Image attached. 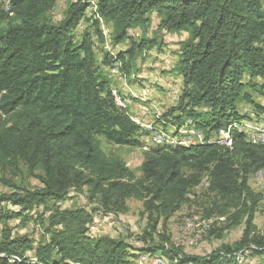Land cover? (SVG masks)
<instances>
[{"label": "trees", "instance_id": "trees-1", "mask_svg": "<svg viewBox=\"0 0 264 264\" xmlns=\"http://www.w3.org/2000/svg\"><path fill=\"white\" fill-rule=\"evenodd\" d=\"M56 3L8 0L7 6L0 0V171L16 176L23 165L30 173L38 171L40 183L24 196L1 193L0 204L11 201L20 209L0 206V223L19 220L23 211L38 210L49 200L62 201L71 188H85L88 200L105 212H124L127 199L134 198L150 216L168 219L205 181L218 199L213 210L221 217L229 213L232 224L244 218V230L232 247L190 257L166 240L135 248L126 239L93 237L88 228L94 209L56 208L44 225L45 241L35 249L31 238L0 229V264H131L142 255L168 264H247L246 246L250 256L262 254L264 240L254 235L252 224L262 195L248 181L264 170V143L249 141L234 127L247 118L241 106L255 105L246 89L256 85L245 77L262 79L264 88L262 0H77L58 25L47 19ZM152 14L159 17V30L187 34L177 59L180 95L177 105L162 114V126H181L189 119L205 141L149 146L137 178L98 145L101 137L118 146H145V132L129 115L130 106L117 105L116 98L125 99L102 69L118 64L124 77L133 74V59L152 49L154 39L135 41L128 31L145 28ZM103 21L110 43L129 41L130 46L112 55L105 50L98 61L94 49L104 43ZM203 107L208 112H201ZM222 129L227 142L218 144L215 137ZM38 223L43 224L42 217ZM31 250L33 260L27 255Z\"/></svg>", "mask_w": 264, "mask_h": 264}, {"label": "rangeland", "instance_id": "rangeland-1", "mask_svg": "<svg viewBox=\"0 0 264 264\" xmlns=\"http://www.w3.org/2000/svg\"><path fill=\"white\" fill-rule=\"evenodd\" d=\"M72 2H77V0H57L47 19L53 24H60L66 17L65 12ZM262 5L264 7V0H262ZM158 22L159 17L152 14L145 28L138 27L128 31V34L135 41L154 39L153 48L147 49V51L133 59V74L130 77L125 76V79H121L120 75L115 74L114 78H111L113 81L112 88L115 93L118 97L121 98L122 96L125 99L126 107L130 106L129 115L137 120L141 131L145 132L143 134L145 146L141 148L118 146L107 143L101 137L98 138V145L101 151L109 158L123 161L137 178L141 177L140 165L144 157L143 151L154 145L151 142V137L147 136L148 125H151L155 130L163 131L162 124L160 128L156 122V110L159 109L163 114L169 108L176 106V99L180 95L182 87V78L177 71V59L181 44L187 39V34L185 32L169 33L159 30L157 28ZM101 27L104 43L103 46L101 43L95 45L94 49L98 61L102 59L105 50L109 53L111 52L110 54L112 55V53L125 50L130 46L129 41L113 45L110 43L109 26L104 23ZM105 37L107 38L105 39ZM76 38L78 39L79 36ZM109 68L102 69L107 77L109 76ZM246 80H251V83L256 85L253 87L249 86L246 89L255 105L244 104L241 108L246 113L247 118L253 121L252 123L257 122L264 125V88H260L263 80L260 78H249L248 76L245 77ZM173 89L176 92L174 94ZM131 97H135L138 100L133 101ZM172 101L175 102L170 103ZM140 107L145 108L151 115V120L147 121V128L146 122L138 119L137 111ZM208 110L205 107L201 108V112H208ZM175 121H178L177 116L174 119ZM166 130L168 133L176 132L177 123L167 125ZM180 131H183V128H180L179 133H181ZM38 174V171L30 173L23 165L20 166V171L16 176H13L8 171H0V194L15 192L24 196L29 192L36 191L40 187L37 179ZM205 179L206 177L203 176L201 181ZM5 181L15 184L16 187H10ZM199 183L186 195L185 201L168 219H164L163 216L157 214H151L150 216L148 211L143 208L142 201L134 198L127 199V209L124 212H105L98 208L95 201L88 200L84 192L85 188H83V191L71 188L64 200L56 202L49 200L45 206L40 207L38 210L35 209L29 213L23 211L21 219L1 222L0 229H10L13 237L25 235L31 238L33 240V249H35L45 239L43 228L47 223V218L54 209L85 207L87 210L94 209L92 211L93 222L88 228L89 234L93 237L106 235L126 239L135 248L166 240L168 247H173L184 256L203 257L215 250L232 247L238 242L243 234L244 218L238 223L232 224L227 219L229 213L221 217L218 214V209L213 210L212 208L213 203L218 204L217 197L205 188L207 186V184L203 185L205 181L202 184L201 182ZM248 184L253 189L252 176L249 177ZM256 192L261 193L262 199L254 212L252 220L253 233L264 240V190ZM0 206L2 210L18 211L20 209L19 206L14 205L11 201H2ZM39 217H42L43 224L38 223ZM152 225H155L154 229H152ZM245 248L246 251L243 257L245 263L264 264V249L262 254L250 256L251 247L246 246ZM33 253V250L27 253L31 260L34 259L32 258ZM151 259H157V261L149 262V255H142L138 260L135 258L131 264H168L166 259L158 256H151Z\"/></svg>", "mask_w": 264, "mask_h": 264}, {"label": "bare ground", "instance_id": "bare-ground-1", "mask_svg": "<svg viewBox=\"0 0 264 264\" xmlns=\"http://www.w3.org/2000/svg\"><path fill=\"white\" fill-rule=\"evenodd\" d=\"M106 38L107 37H105V39ZM117 66H119V65L114 64L113 67L109 68V70H108L109 71L108 72L109 76L108 77L109 78H114V76L116 74V75H120L121 79H125V77L123 75L124 73H122L120 71V68L117 67ZM116 103H117L118 106H120L122 108H126V102L125 101H123V100H121L119 98H116ZM156 111H157L156 122L160 126L162 124V121H161V118L163 117L162 116V112L159 109H157ZM154 117H155V114H154ZM133 120L139 125L137 120H135V119H133ZM252 122H253L252 120H250L249 118H246V119L241 120L239 123L235 124L234 127L239 132L244 133L246 135V138L249 141L254 142V143H264V125L261 124V123H257V122L252 123ZM243 123L247 127H251V129L243 128L242 127ZM148 128H149V130H148V135L147 136H149V134H153L157 138V139L156 138H151V142L153 144H169V145H172V146L189 147V146H192V145H197V144L203 143L205 141L204 138H199L198 140H195V142H193V143H191V141L175 140L177 138L178 139H187L188 136L189 137H196L197 134H199L198 131H196L192 127H190V120L189 119H187L183 125H181V126L177 125V131L174 132V133H172V132L168 133L166 128H164V127L162 129L163 130L162 132L157 130V129L156 130L153 129L151 125H148ZM160 128H161V126H160ZM180 128H183V131H180L181 133H179ZM251 134H253V135H251ZM227 136H228V132L224 131L223 132V140H217V137H215V142H217L218 144H225L227 142ZM261 173H264L263 169L257 171L252 176V186H253V189L255 191L264 190V183H259L258 186L255 184V180L257 178H259V182H264V175H260ZM241 253L242 252L238 253V255H237L238 258H240ZM0 256H4V254H0Z\"/></svg>", "mask_w": 264, "mask_h": 264}, {"label": "built area", "instance_id": "built-area-1", "mask_svg": "<svg viewBox=\"0 0 264 264\" xmlns=\"http://www.w3.org/2000/svg\"><path fill=\"white\" fill-rule=\"evenodd\" d=\"M3 2H7V6H8V0H2ZM88 11V10H87ZM176 93L175 90L173 89V94ZM144 94H148V93H144ZM175 101H172L170 103H174ZM137 114H138V119H142L146 122V128H147V121H150L151 120V115H149L148 111L143 108V107H140L139 110L137 111ZM243 128H249L251 129V127H247L244 123H243ZM223 132H224V129L218 131L216 137H217V140H223ZM253 135V134H251ZM149 137L151 138H156L155 135L153 134H149ZM199 138H205V135L199 131V134H197L196 137H189L187 139H175V140H183V141H191V143L195 142V140H198ZM157 139V138H156ZM260 175H264V173H261ZM259 183H264V182H259V178H257L255 180V184L258 186ZM203 185H206V182L203 184ZM151 261H157V259H151V256H149V262ZM192 264V263H191Z\"/></svg>", "mask_w": 264, "mask_h": 264}, {"label": "crops", "instance_id": "crops-1", "mask_svg": "<svg viewBox=\"0 0 264 264\" xmlns=\"http://www.w3.org/2000/svg\"><path fill=\"white\" fill-rule=\"evenodd\" d=\"M134 94V93H133ZM146 99H147V97H146ZM148 100V99H147Z\"/></svg>", "mask_w": 264, "mask_h": 264}]
</instances>
